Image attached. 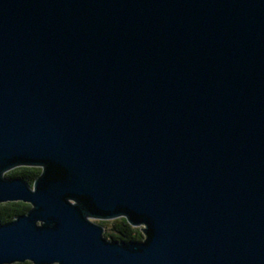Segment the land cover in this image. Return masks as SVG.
I'll use <instances>...</instances> for the list:
<instances>
[{"label": "water", "instance_id": "95a60500", "mask_svg": "<svg viewBox=\"0 0 264 264\" xmlns=\"http://www.w3.org/2000/svg\"><path fill=\"white\" fill-rule=\"evenodd\" d=\"M17 201L0 264H264V0H0Z\"/></svg>", "mask_w": 264, "mask_h": 264}, {"label": "trees", "instance_id": "16d2710c", "mask_svg": "<svg viewBox=\"0 0 264 264\" xmlns=\"http://www.w3.org/2000/svg\"><path fill=\"white\" fill-rule=\"evenodd\" d=\"M41 171V167L18 166L8 171L5 176L11 178L21 177L32 186L35 179L41 174ZM30 208V204L21 201L0 203V224L13 221L16 217L25 214ZM100 224L105 227L104 237L106 239L121 242H140L144 239L142 226L135 227L130 225L127 218L124 216H119L110 220H101ZM13 264L33 263L25 261Z\"/></svg>", "mask_w": 264, "mask_h": 264}, {"label": "rangeland", "instance_id": "374dc122", "mask_svg": "<svg viewBox=\"0 0 264 264\" xmlns=\"http://www.w3.org/2000/svg\"><path fill=\"white\" fill-rule=\"evenodd\" d=\"M90 220H92L95 223H99V224H100V221H101V219H96V218H90Z\"/></svg>", "mask_w": 264, "mask_h": 264}]
</instances>
